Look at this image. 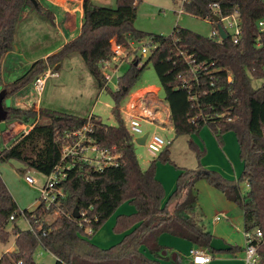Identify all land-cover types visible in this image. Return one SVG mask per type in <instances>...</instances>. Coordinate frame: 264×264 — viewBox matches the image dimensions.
<instances>
[{
    "label": "trees",
    "instance_id": "16d2710c",
    "mask_svg": "<svg viewBox=\"0 0 264 264\" xmlns=\"http://www.w3.org/2000/svg\"><path fill=\"white\" fill-rule=\"evenodd\" d=\"M140 2L116 0V8H111L84 0L79 35L47 59L33 63L21 78L6 84L3 62L8 54L16 52L15 36L24 11L30 7L50 22L54 18L41 5L36 8L31 0H0V92L6 91V98L14 96L73 54L82 57L98 87L104 90L102 64L112 58V40L129 47L146 36L134 28ZM183 7L186 13L208 21L213 32L218 31L215 15L223 19L237 14L241 27L239 41L235 43L230 34L228 39L220 40L180 27L170 36L148 34L151 42L157 44L156 51L145 62L135 57L129 70L119 78L118 90L110 92L115 102L116 126L104 124L95 116L81 118L43 108L35 111L5 106L7 118L3 128L0 125V136L14 122L35 126L29 134L19 135L10 147L0 151L2 162L17 160L28 169L49 175L62 161L63 147L69 141L67 135L82 130L87 123L91 126L89 137L121 157L118 167L97 171L84 165L82 171L79 166L71 171L61 184L68 197L61 202L60 213L50 224L42 216L56 209L48 213L40 206L31 212H20L0 176V242L6 244L12 232L16 247V251L1 256L0 264H40L34 259L39 247L50 252L56 264H160L147 258L140 249L155 243L162 233L214 254L210 244L215 236L204 227L199 213L196 184L202 179L242 209L246 232L261 230L263 238L258 243V254L263 262L264 86L254 89L252 78H264V31L258 25L264 20V3L263 0H183ZM149 65H153L164 90L177 136L198 135L207 125L223 147L225 134L236 135L245 164L239 180L225 179L201 166L198 171H182L177 189L167 204H162L165 190L156 178L157 162L153 161L147 169L141 167L134 137L121 113L123 101ZM44 119L49 123H43ZM171 145L161 152L158 160H170ZM191 147L199 157L205 152L193 140ZM242 182L247 183V193L241 189ZM127 201L136 206L137 212L119 217L115 231L135 228L109 249L93 244L86 230L92 228L97 232ZM20 216L29 220L32 229L23 231L18 227ZM241 251L244 249L237 247L230 250L234 254Z\"/></svg>",
    "mask_w": 264,
    "mask_h": 264
},
{
    "label": "rangeland",
    "instance_id": "374dc122",
    "mask_svg": "<svg viewBox=\"0 0 264 264\" xmlns=\"http://www.w3.org/2000/svg\"><path fill=\"white\" fill-rule=\"evenodd\" d=\"M98 4L116 8V0H101ZM182 10L184 11L183 0H141L137 8V19L134 22V28L145 33L146 36L140 41H135L132 47L134 52L131 55L129 54V58L120 64V70L116 78H114L113 82L104 90H100L96 80L89 73L82 57L79 54H73L57 65V67L60 66L58 70L55 68L49 69L52 73H58V76H51L47 79L41 96H39L34 89L33 83L19 92L21 95H24L20 102H23L27 109L37 107L36 104L39 102V107L43 109L75 115L81 118L95 116L104 124L116 126L117 121L113 116L115 102L110 92L118 90L119 78L129 70L135 57L142 58L143 62L150 57V55L142 54L144 45L149 47L151 43L148 34L170 36L175 28L180 27L194 31L202 36H211L213 26L208 21L196 18L185 11L181 13ZM31 19H33V24H30ZM49 24L50 21H48L46 17L35 12L33 8L29 7L24 11L20 20L18 35L20 37L19 41L23 40L22 42H24L23 49L26 50L27 57L24 59V65L13 72L12 75H9L7 66L5 62L3 63V77L5 82L13 83L21 78L31 66L28 63L29 61L39 60L47 52L52 51V53H54L59 50L58 48L60 44L63 43V40L59 38L55 32L54 34L51 31H49V33L47 32ZM227 24L228 21H224V25L226 26ZM26 25L28 26L27 29H31L28 33L24 31ZM232 31L233 30L230 29L227 30L230 34ZM31 44H35V46H30ZM20 51L21 50H19L18 53H20ZM252 86L254 89L264 86V78H252ZM147 87L154 89L150 92L140 91ZM16 95H18V93L7 98L4 101V105L12 107L14 100L17 99ZM143 103L151 107L167 106L164 90L159 82L153 65H149L144 71L140 80L136 83L133 90L130 91L128 97L125 98L121 106L124 109L126 107L130 108L132 105H141ZM42 122L49 123L46 119ZM124 122L128 128L129 125L127 120H124ZM13 124L14 123L9 124L7 130L0 136V151L10 147L20 134L19 126ZM203 128L210 131L207 125ZM143 130L145 133H156L165 140L172 141V145L169 147L170 160L164 162L163 160H158V157L165 148L156 155H153L149 152L147 146L138 145L136 143L137 137L135 138L136 154L141 167L147 169L153 161L157 162L156 177L163 185L166 193L162 202L163 205L167 204L171 195L177 189L178 179L182 171H198L201 166V168L206 171L216 172L220 175L229 174L231 176L230 178H235V174V181L239 180L243 175L245 164L241 158L239 144L237 146V154H231V145L228 144L227 149H229V151H226L224 145L223 148L219 145L215 135L214 138L216 141L214 143L209 138L208 142L203 137L200 138L197 133H194L195 135L177 136L172 126L166 127V129L163 130L157 126L143 123ZM196 136L199 143L198 145L202 147L203 152L205 151L201 157H199L197 152L191 147V140L195 141ZM0 176L17 202L20 212H24L25 210L31 212L38 208L40 197L38 186L29 185L25 177L31 176L36 178L39 184L42 185L45 182V175L33 169H28L23 163L17 160L7 162H2L0 160ZM196 188L199 197V213L204 227L212 234L216 233V236H219L217 238L228 242L231 247L245 250L246 239L244 236L245 227L242 209L234 203H229L225 199L223 193L210 185L206 179L200 180L196 184ZM241 189L243 193L248 192L249 188L246 182L241 183ZM123 204L124 208L122 211L127 214L126 216H131L137 212L136 206L131 204V202L127 201ZM130 208L133 211L130 210ZM222 212L227 214L229 220L222 219L221 223L213 225V219ZM115 213L97 232H95V235L91 239L92 242L94 237L105 234L106 245L101 247L103 249H109L120 243L125 235L124 233L126 231H115L116 225L107 224L108 221L114 217ZM57 215H59L57 211L50 214L44 213L42 218L46 223L50 224L56 219ZM117 217L118 216H116V218ZM16 224L23 231L29 229V224L23 216L19 217ZM106 241H111V243ZM161 244L165 248L161 252V255L158 254L157 256L155 253L147 251L146 256L151 260H159L160 264L161 261L164 262V264H175L173 259L178 255L181 264H191V258L189 256L191 243L187 241L181 242V240H176L171 234H164L162 235ZM13 246H15V236L11 232L10 239L6 244L0 242V258L7 249ZM165 252L168 253L167 256H165ZM222 254H231L233 256L240 254L238 257L241 258L243 264H245L244 257L246 256L244 251L236 254L227 251L222 252ZM219 255L220 253L215 254V256ZM34 259L40 264H56L55 257L43 247H39L36 250Z\"/></svg>",
    "mask_w": 264,
    "mask_h": 264
},
{
    "label": "built area",
    "instance_id": "2783aa9c",
    "mask_svg": "<svg viewBox=\"0 0 264 264\" xmlns=\"http://www.w3.org/2000/svg\"><path fill=\"white\" fill-rule=\"evenodd\" d=\"M183 12L184 11L182 10L181 13ZM224 21H228L226 26L224 25ZM220 23L227 35L230 34L227 32L228 29L233 30L230 35L234 39L235 43H237L241 37V27L237 14L220 19ZM258 25L259 28L264 31V20H261ZM211 35L213 37H219V39L222 40L219 30L213 32ZM111 44L113 54L112 58L102 64V71L106 81L105 88H107L113 82L114 78H116L120 70V64L129 58V54L131 55L134 52L132 50L134 42L130 43L129 47L117 43L116 40H112ZM156 49L157 44L151 42L149 47L144 45L142 48V54L151 56ZM51 76H58V73H52L48 70L34 82V89L39 96L42 95L47 79ZM231 80L232 79L229 78V81ZM121 113L124 120H127L128 122L129 126L127 129L134 137V140L136 137L140 138L147 135L145 146H147V149L153 155H156L162 149L172 144L171 140H165L156 133H145L143 130V123L157 126L163 130H165L166 127L173 126L171 125L172 121L170 110L167 106L151 107L143 103L141 105H132L130 108L126 107L123 109L122 107ZM34 126L35 125L32 124L31 126L25 128L23 135L29 134ZM90 132L91 126L90 123H87L82 130L72 132L67 135L69 141L63 147L62 161L51 174L45 175V182L42 185L39 184L36 178L31 176L25 177V180L29 185L38 186L40 194L38 207L41 206L44 211L51 212L53 209H56V211L60 213L61 202L66 200L68 197L67 193L61 188V184L68 179L69 173L77 166L80 167V171H82V167L84 165L97 171H102L107 167L119 166V159L121 156L113 153L110 149L97 145L89 137ZM24 219L29 224V229H32L29 220L26 217H24ZM219 219V216L214 218L215 221H218ZM13 220L14 217H11V221ZM94 234L95 233L92 228L86 230L87 237L93 236ZM244 236L246 239V247L244 250L246 256L245 263L264 264V260L262 262L258 254V243L263 238L261 230L258 229L253 232L245 231ZM190 258L191 264H210L213 260L212 254H210L207 250L198 247L193 248L190 251Z\"/></svg>",
    "mask_w": 264,
    "mask_h": 264
},
{
    "label": "crops",
    "instance_id": "0c3cea01",
    "mask_svg": "<svg viewBox=\"0 0 264 264\" xmlns=\"http://www.w3.org/2000/svg\"><path fill=\"white\" fill-rule=\"evenodd\" d=\"M36 1L38 2V5H41V7L45 11H48V12L52 13V15H53L54 21L53 22H50V24L48 25L47 32L49 33V31H51V32H53V34L55 32L56 35L59 38H62L63 43L60 44V46L58 48L59 49L58 51H60L68 42H70L71 40L75 39L79 35V33H80V30H81V27H82V21H83V17H84V11H83V2H84V0H36ZM93 1L100 3L101 0H93ZM98 3H96V4H98ZM98 5H100V4H98ZM33 10L35 12H37L35 9H33ZM30 24H33V19H31ZM27 28H28V26L26 25V27L24 29V31L26 33H28V32L31 31V29H27ZM18 32H19V30H17L16 36H15V44H16V51L17 52L8 54L5 57V59H4V62H5V65L7 66L9 75H12L13 72L17 71L22 65H24V59L27 57L26 52H25L26 50L23 49V43L24 42H22L23 40L19 41L20 40L19 39L20 37L18 35ZM33 45L35 46V44H31L30 46H33ZM19 46H20V49H19ZM19 50H21L20 53H18ZM54 53H56V52H54ZM54 53H52V51L47 52L39 60H41V59H47L50 55H52ZM37 57H40V56H37ZM36 59H38V58H36ZM33 61L36 62L38 60H33ZM33 61H29L28 62L29 65H32L33 63H35ZM59 68H60V66L59 67H56L55 69L58 70ZM5 83L8 84V82H5ZM153 89L154 88L147 87V88H144V89H142L140 91H149L150 92ZM16 97H17V99L14 100L12 107L21 108V109H25V110H35V111H38L39 109H41V107H39V102H38V104H36L37 107H35L33 109H27L25 107V105L23 104V102H20V100H22L21 98L24 97V95H21V93H18V95H16ZM18 98H20V99H18ZM167 107H168V105H167ZM3 124L4 123H0V125L2 126V128H3ZM32 124L33 123L23 124L21 122H14L13 125L19 126V131H20V134L19 135H21V134L24 133L25 128L31 126ZM7 127H8V125L6 126V130H7ZM198 136L200 138L203 137L207 142H208V138L210 140H212L214 143L216 141V139H215L216 137L214 138V134L212 133V135H211V130L209 131V130H207L205 128H203L201 130V132L198 134ZM195 141L194 142L198 145L199 143H198L197 136L195 137ZM223 142H224V149L226 151L227 150L229 151V149H227V148H228V144H230L231 145L230 153L231 154H233V153L234 154H237V150H238V148H237V146H238V140H237L236 135L233 132H228L227 134H225L223 136ZM198 146L202 150V147L200 145H198ZM222 176L225 179H228V180H234V179H236L235 174H234V177L235 178H233V177L230 178L231 176L229 174H223ZM165 195H166V193H165ZM229 203H231V202H229ZM122 206L119 207L116 210V213H115L114 217H112L108 221L107 224H111V225H114L115 226L116 223H117V221H118V218L119 217L126 216L127 215V214H125L124 211H122V209L124 208V204ZM130 210H132V209L130 208ZM116 216H118V217L116 218ZM217 216H219L220 219L218 221H215L213 219V221H212L213 225H218L219 223L222 222V219L229 220L228 217H227V214L225 212H222L221 214H218ZM107 224H106V226H107ZM134 228H131L130 230L126 231L124 234L125 235L128 234ZM164 234H166V233L160 234V236L158 237V240L155 243H148V244L142 246V248L140 249L142 251V253L146 256V252L147 251H151V252L155 253L157 256H158V254L161 255V252L165 249L162 246V244H161L162 235H164ZM213 235L215 236V238L219 237V236H216V233L213 234ZM174 238L176 240H181V242L182 241H186V240L180 239L178 237H174ZM92 242L96 246H98L100 248L101 247H104L106 245V243H105V234L104 235H101L99 237H94V240ZM106 242L111 243V241H106ZM226 243L228 244V242H226ZM196 247L197 246H195L194 244L191 243V249H190V251L193 248H196ZM205 250H207V249H205ZM14 251H16V247L15 246H13L10 249H7L3 254L12 253ZM207 251L210 254H212V257H213V260H212V262L210 264H243V260L238 257L240 254H236V255L233 256L231 254H222V253H220L219 256H215L216 253L213 254L209 250H207ZM167 255H168V253L165 252V256H167ZM189 256H190V254H189ZM155 261H158L160 263V261L157 260V259H155ZM173 261H174L175 264H181V261H180L178 255L174 257ZM244 261H245V257H244ZM161 264H164V262L161 261Z\"/></svg>",
    "mask_w": 264,
    "mask_h": 264
},
{
    "label": "water",
    "instance_id": "95a60500",
    "mask_svg": "<svg viewBox=\"0 0 264 264\" xmlns=\"http://www.w3.org/2000/svg\"><path fill=\"white\" fill-rule=\"evenodd\" d=\"M36 8H38V2L36 0H31ZM214 21L218 24L219 34L222 40L228 39V35L226 34L223 26L220 24V17L215 15ZM6 91L0 92V123H4L7 118V111L5 109L4 101L6 100ZM147 135L137 138L136 143L138 145L144 146ZM77 216V212L75 213ZM210 249L216 253L227 252L231 250V246L228 245L224 240L220 238H214L210 244Z\"/></svg>",
    "mask_w": 264,
    "mask_h": 264
}]
</instances>
